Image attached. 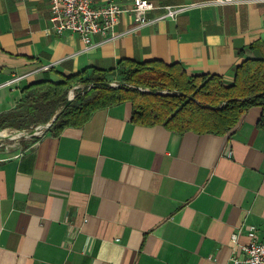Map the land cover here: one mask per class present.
Instances as JSON below:
<instances>
[{
	"label": "crops",
	"instance_id": "crops-1",
	"mask_svg": "<svg viewBox=\"0 0 264 264\" xmlns=\"http://www.w3.org/2000/svg\"><path fill=\"white\" fill-rule=\"evenodd\" d=\"M107 1L132 0L92 3ZM49 7L0 0V115L14 111L31 84L86 71L85 81L122 60L177 64L230 84L243 61L264 59V3L191 8L140 29L124 15L113 35L133 33L94 35L86 51L76 35L51 30ZM131 114L130 102L111 105L0 159V264H232L248 227L264 239L260 108L228 140L136 124Z\"/></svg>",
	"mask_w": 264,
	"mask_h": 264
},
{
	"label": "trees",
	"instance_id": "trees-1",
	"mask_svg": "<svg viewBox=\"0 0 264 264\" xmlns=\"http://www.w3.org/2000/svg\"><path fill=\"white\" fill-rule=\"evenodd\" d=\"M85 73L60 83L44 79L24 88L16 108L24 107L25 111L19 113L15 109L0 115V129H27L56 116L46 133L58 135L66 127L84 125L97 110L130 102L131 120L136 124L161 125L178 133L192 131L223 140L230 139L248 111L257 107L261 109L257 125L264 130V59L243 61L236 67L230 84L216 75H188L177 64H134L122 60L116 70L92 71L85 80L86 89H77L73 100L60 112L67 103L68 92ZM115 75L121 76V82L108 86L106 77Z\"/></svg>",
	"mask_w": 264,
	"mask_h": 264
},
{
	"label": "built area",
	"instance_id": "built-area-1",
	"mask_svg": "<svg viewBox=\"0 0 264 264\" xmlns=\"http://www.w3.org/2000/svg\"><path fill=\"white\" fill-rule=\"evenodd\" d=\"M242 2L264 3V0H209L186 6H155L147 0H132L128 6H121L111 1L95 6L92 0H49L48 20L51 30L56 35L67 33L76 35L83 44V51H86L94 47L92 44L94 35H107V41H110L133 33L134 30H127L121 34L113 35V30L119 25L124 15L130 17L137 24L135 29H140L158 22L175 20L180 13L191 8L223 6ZM152 12H155L156 15L148 17V14ZM90 88L91 85L87 87V89ZM256 231L255 226L248 227V243L241 248L242 256L232 259V264H264V239L257 241Z\"/></svg>",
	"mask_w": 264,
	"mask_h": 264
},
{
	"label": "rangeland",
	"instance_id": "rangeland-1",
	"mask_svg": "<svg viewBox=\"0 0 264 264\" xmlns=\"http://www.w3.org/2000/svg\"><path fill=\"white\" fill-rule=\"evenodd\" d=\"M121 79H122L121 76L118 75L116 77L109 78L108 82L111 84L112 87H115L121 82ZM86 84L87 82L81 80L75 85H73L66 96L67 101H68V97L71 98V101L73 100L77 89H81V90L86 89ZM16 110H18L19 113H23L25 111V108L20 107L18 109L16 108ZM58 112L59 111H57V113ZM52 119L53 118H51L50 121ZM50 121L46 123L40 122L35 127L30 125L29 128L21 129V130H16L11 128L0 129V159L9 158L22 152L26 147H28L29 143L34 137H37L41 133H43V130L38 129L36 133L37 136H23V134L24 135L28 134L30 131L35 130L40 125H47Z\"/></svg>",
	"mask_w": 264,
	"mask_h": 264
},
{
	"label": "water",
	"instance_id": "water-1",
	"mask_svg": "<svg viewBox=\"0 0 264 264\" xmlns=\"http://www.w3.org/2000/svg\"><path fill=\"white\" fill-rule=\"evenodd\" d=\"M108 86H111V84H108ZM70 102H71V98L68 97V101H67L66 105L62 108V110L60 112H62L69 105ZM56 118H57L56 116L53 117V119L47 125H40L35 130L30 131L28 134H26V135L23 134V136H37L36 133H37L38 129L43 130V132L48 131L50 129L51 125L53 124V122L56 120Z\"/></svg>",
	"mask_w": 264,
	"mask_h": 264
},
{
	"label": "bare ground",
	"instance_id": "bare-ground-1",
	"mask_svg": "<svg viewBox=\"0 0 264 264\" xmlns=\"http://www.w3.org/2000/svg\"><path fill=\"white\" fill-rule=\"evenodd\" d=\"M20 136V135H19Z\"/></svg>",
	"mask_w": 264,
	"mask_h": 264
}]
</instances>
